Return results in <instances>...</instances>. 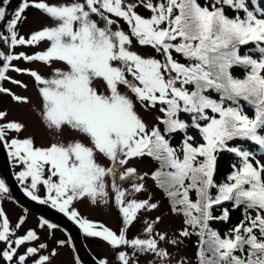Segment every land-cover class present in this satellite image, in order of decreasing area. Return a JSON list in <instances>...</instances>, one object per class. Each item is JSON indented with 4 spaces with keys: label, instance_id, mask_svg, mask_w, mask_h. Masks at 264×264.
<instances>
[{
    "label": "snow or ice",
    "instance_id": "1",
    "mask_svg": "<svg viewBox=\"0 0 264 264\" xmlns=\"http://www.w3.org/2000/svg\"><path fill=\"white\" fill-rule=\"evenodd\" d=\"M10 3L0 0V104L29 105L48 136L38 145L0 108V146L24 195L106 243L113 260L96 264H264V0ZM29 9L45 22L21 34ZM224 153L234 162L217 180ZM144 161L154 167L141 171ZM85 200L114 208L121 226L84 217ZM165 216L181 226L160 228ZM26 222L0 206V264H54L71 241L49 247L40 231L58 226ZM193 238L191 259L179 255Z\"/></svg>",
    "mask_w": 264,
    "mask_h": 264
},
{
    "label": "rangeland",
    "instance_id": "2",
    "mask_svg": "<svg viewBox=\"0 0 264 264\" xmlns=\"http://www.w3.org/2000/svg\"><path fill=\"white\" fill-rule=\"evenodd\" d=\"M18 2L19 0H11V3L8 5L9 12H11V10L17 7ZM25 15L27 16V20L25 23H23L20 26L21 34H27L31 30L37 28L38 26H40L41 24L45 22L44 17L38 11L34 9L27 10ZM0 50H4V49L0 48ZM15 51L31 52L34 50L31 48L29 49L17 48L15 49ZM141 51H151V50L141 49ZM19 66L20 67H32V68L39 67L41 71H45L43 66L38 65V64L25 65L23 63H20ZM10 75H15V74L10 73ZM16 78L24 80L26 83H28L29 90L22 94L30 96L33 99V102H36V92H35V89L32 87L31 79L27 76H18ZM5 86L13 87L10 84H6ZM13 91H16L19 93L21 90L19 88L13 87ZM0 108H6L9 110V119H16V120L22 121L23 123L27 125V131L23 133V135L31 134L35 137L36 143L38 145H47L48 136L44 128L40 124L38 115L30 109L29 105H16V104L11 103L8 97H4L3 103L0 104ZM0 148L2 149V146H0ZM10 162H11V168L13 169V174L15 177V172H17L19 169L13 164L11 159H10ZM137 166L141 171L149 170L150 168L154 167V165L150 161H144L143 163H138ZM0 179H4L1 169H0ZM148 185L151 188V190L156 194V196L159 198L161 196V193L159 192V190H157L153 186L150 180L148 181ZM41 195H43V190H41ZM0 206H3L7 210L8 216L13 225L18 221V218L21 216H25L27 220L26 224L24 225V228H30V227L35 228L40 220V218H37L35 215L22 211L18 207V205H16V203L11 200L10 190H9V193L6 194L3 199H0ZM76 207L78 208V210L84 217L92 221L102 222L113 230H116L121 226L120 218L118 216L117 211L114 208L110 209L104 206H100V207L91 206L89 202L86 200L77 203ZM157 214L158 213L156 212L151 213L152 216H155ZM180 226H181L180 220L178 218L170 217V216H165L163 223L159 225L160 228L167 229L169 232L175 229H178ZM222 226H223L222 222L213 224L214 228L220 229L221 231H223ZM139 227L140 225L137 224L136 227L132 228L131 231L129 232V236L131 237V235L135 233L137 228ZM40 236L42 240H47L49 247H52L55 244V241L57 240H66V241L70 240L67 234L64 231L59 230L58 228H56L52 232L51 236H50L49 230L44 229L43 231H40ZM82 236H83V241H85V244L88 250L92 253L94 257H96V259L107 258L110 262L113 260V252L106 243L102 242L99 239L87 237L83 233H82ZM185 244H186V247H183L180 249L179 255L185 256L191 259V257L193 256V252H194V238L192 240L186 241ZM169 250L172 251V249H169ZM77 260H78L77 254L75 252L74 245L71 241V243L66 244L65 246L59 248V255L56 257L54 264H76Z\"/></svg>",
    "mask_w": 264,
    "mask_h": 264
},
{
    "label": "water",
    "instance_id": "3",
    "mask_svg": "<svg viewBox=\"0 0 264 264\" xmlns=\"http://www.w3.org/2000/svg\"><path fill=\"white\" fill-rule=\"evenodd\" d=\"M0 169L6 180L7 185L11 193V200L18 205V207L26 212L35 215L37 218H44L49 222L56 224L59 230L64 231L70 241L74 245L77 258L80 264H96V257L88 250L81 230L72 221L68 220L63 214L57 212L54 209H48L44 205H40L30 198L26 197L20 187V184L15 179L13 169L11 168L10 159L7 156V152L0 148ZM46 206V205H45Z\"/></svg>",
    "mask_w": 264,
    "mask_h": 264
},
{
    "label": "trees",
    "instance_id": "4",
    "mask_svg": "<svg viewBox=\"0 0 264 264\" xmlns=\"http://www.w3.org/2000/svg\"><path fill=\"white\" fill-rule=\"evenodd\" d=\"M177 140H179V137H177ZM177 140H174L173 143L174 144L178 143L179 141H177ZM233 162H234V158L231 154L224 153L220 156L218 171H217V180L222 179L231 170L230 165ZM223 207H227L231 211V223H236L239 221V219L241 217V212L239 210L232 211L231 210V204H229V203H225V205ZM216 214H219V210L217 211ZM230 226H231L230 224H224L223 223L222 230H225ZM194 240H195V238H194Z\"/></svg>",
    "mask_w": 264,
    "mask_h": 264
},
{
    "label": "bare ground",
    "instance_id": "5",
    "mask_svg": "<svg viewBox=\"0 0 264 264\" xmlns=\"http://www.w3.org/2000/svg\"><path fill=\"white\" fill-rule=\"evenodd\" d=\"M44 207H46V208H48V209H51L50 207H47V206H45V205H44Z\"/></svg>",
    "mask_w": 264,
    "mask_h": 264
}]
</instances>
